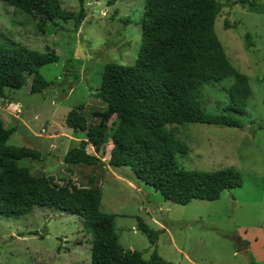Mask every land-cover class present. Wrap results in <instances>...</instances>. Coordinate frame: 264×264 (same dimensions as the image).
Masks as SVG:
<instances>
[{
	"label": "rangeland",
	"instance_id": "374dc122",
	"mask_svg": "<svg viewBox=\"0 0 264 264\" xmlns=\"http://www.w3.org/2000/svg\"><path fill=\"white\" fill-rule=\"evenodd\" d=\"M244 1L264 5V0ZM60 3L75 13L82 6L83 21L78 25L73 21L46 23L41 32L39 19L0 0V46L15 43L59 57L57 63L39 69L49 83L43 92L30 94L28 78L21 89H5L6 97L0 98L4 128L15 130L7 144L40 153L39 159H21L18 166L36 176L53 175L98 187L100 210L116 215L114 228L120 245L139 252L144 260L155 253L166 264H264V13L235 4L224 7L214 23L228 61L247 77L251 89L244 114L234 115L243 128L193 123L167 126L187 146L185 154L175 156L180 167L230 169L240 175L241 186L224 191L216 201L192 200L182 206L165 200L129 168L106 164L110 141L98 153L86 147L104 163H63L67 150L85 137L65 125L67 113L83 105L87 123H95L91 112L105 108L95 97L104 66L132 65L136 59L144 0ZM232 82L227 77L200 89L197 99L206 114L227 113ZM9 104L21 105V112L15 115ZM50 135L56 138L51 140ZM140 222L154 231L157 240L153 245L138 229ZM90 239L83 218L35 207L17 219L0 217V264H89ZM245 242L251 251L245 250Z\"/></svg>",
	"mask_w": 264,
	"mask_h": 264
},
{
	"label": "trees",
	"instance_id": "16d2710c",
	"mask_svg": "<svg viewBox=\"0 0 264 264\" xmlns=\"http://www.w3.org/2000/svg\"><path fill=\"white\" fill-rule=\"evenodd\" d=\"M1 1L39 19L41 32L46 23L73 21L78 25L85 17L82 6L75 13L64 9L60 0ZM235 4L249 12L264 13V5L244 0H144L136 59L132 65L104 66L95 97L105 108L91 112L95 123H87L83 105L67 113L65 125L85 137L67 150L63 163L98 165L100 159L86 147L91 145L98 153L110 141L107 164L129 168L139 181L173 204L216 201L224 191L239 188L241 177L233 170L180 167L175 156L185 154L187 146L167 130L168 125L187 123L243 128L234 115L244 114L251 96L248 79L230 64L214 32L220 11ZM58 60L52 51L40 52L15 43L0 46V98L6 97L5 89H21L28 78L30 94L43 92L49 83L39 69ZM227 77L233 78L227 113L206 114L198 92L206 84ZM14 131L4 128L0 120V217L17 219L35 207L56 209L86 221L91 236L89 264H166L155 253L144 260L139 252L120 245L114 228L116 215L100 210L98 187H84L53 175L36 176L19 167V160L39 159L40 153L8 145ZM138 229L151 245L156 242L154 231L146 224L140 222Z\"/></svg>",
	"mask_w": 264,
	"mask_h": 264
},
{
	"label": "crops",
	"instance_id": "0c3cea01",
	"mask_svg": "<svg viewBox=\"0 0 264 264\" xmlns=\"http://www.w3.org/2000/svg\"><path fill=\"white\" fill-rule=\"evenodd\" d=\"M1 99H2V98H1ZM0 110H1V111H5V110H3L1 107H0ZM2 116L5 117V116L3 115V113H2ZM0 120H1V122H2V124H3V126H5V124L3 123L2 118H0ZM48 138L51 139V140H53V139L56 138V137H55L54 135H50V136H48ZM88 146H90V148L93 149L91 145H88ZM52 147H53V145H52ZM111 147H112V145H111ZM108 159H109V154H108L107 158H105V160H108ZM100 161H101V160H100ZM102 162H103V161H101V163H102ZM104 162H107V161H104ZM104 162H103V163H104ZM101 163H100V164H101ZM106 164H107V163H106ZM106 166H107V165H106ZM164 231H166V228L164 229ZM245 244H247V243L245 242ZM245 250H246L247 252H249V251L252 250V248H250V247L248 246V244H247V248H246Z\"/></svg>",
	"mask_w": 264,
	"mask_h": 264
},
{
	"label": "built area",
	"instance_id": "2783aa9c",
	"mask_svg": "<svg viewBox=\"0 0 264 264\" xmlns=\"http://www.w3.org/2000/svg\"><path fill=\"white\" fill-rule=\"evenodd\" d=\"M8 106H12V111L14 112L15 115L21 112V105L19 104H9Z\"/></svg>",
	"mask_w": 264,
	"mask_h": 264
}]
</instances>
